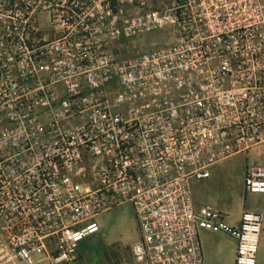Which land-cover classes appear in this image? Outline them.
Here are the masks:
<instances>
[{
	"label": "built area",
	"instance_id": "1",
	"mask_svg": "<svg viewBox=\"0 0 264 264\" xmlns=\"http://www.w3.org/2000/svg\"><path fill=\"white\" fill-rule=\"evenodd\" d=\"M261 146L264 0H0V264H76L124 206L134 264H204L203 231L257 264L264 213L192 185Z\"/></svg>",
	"mask_w": 264,
	"mask_h": 264
},
{
	"label": "rangeland",
	"instance_id": "2",
	"mask_svg": "<svg viewBox=\"0 0 264 264\" xmlns=\"http://www.w3.org/2000/svg\"><path fill=\"white\" fill-rule=\"evenodd\" d=\"M143 50L144 47L135 53ZM248 165H264V150L261 147L250 155H239L217 165L212 169L209 180L194 182L192 190L194 197L197 195L195 199L199 200L196 199L197 203L214 207L230 220L244 213L241 214L244 201L255 210L264 209V194L246 192L245 174ZM96 222L101 232L80 244L81 259L76 264H134L131 250L138 243L139 234L132 209L129 206L118 208L100 216ZM220 246L222 258L218 264H234V242L224 239Z\"/></svg>",
	"mask_w": 264,
	"mask_h": 264
},
{
	"label": "crops",
	"instance_id": "3",
	"mask_svg": "<svg viewBox=\"0 0 264 264\" xmlns=\"http://www.w3.org/2000/svg\"><path fill=\"white\" fill-rule=\"evenodd\" d=\"M261 148L264 150V146H261ZM257 149H259V147L255 148L252 151H255ZM250 153H249V155H250ZM261 166H264V165H261ZM196 196L197 195L195 194V197ZM197 201L199 202L198 199H197ZM246 210L254 211V212L258 211L259 213H264V209L255 210V208L253 206L248 205L247 201H244L243 206L241 207V214ZM241 216L242 215H240L239 218L233 219V220L228 219V221L231 225H236L240 221ZM224 239L225 240H231L234 242V248H235L234 255H235V253H236V241L232 237L225 235V234H216V233H212V232H208V231H205L201 234V242H202L204 260H205L204 264H218L221 262L222 256H221L220 243ZM234 259H235V257H234ZM257 264H264V233L261 236V243H260V249H259V253H258Z\"/></svg>",
	"mask_w": 264,
	"mask_h": 264
}]
</instances>
